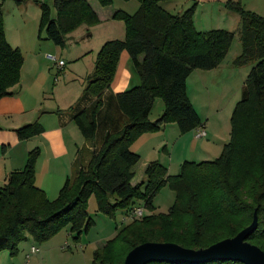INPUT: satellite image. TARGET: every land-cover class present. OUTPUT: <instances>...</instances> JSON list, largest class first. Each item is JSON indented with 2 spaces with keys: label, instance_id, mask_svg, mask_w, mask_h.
<instances>
[{
  "label": "trees",
  "instance_id": "16d2710c",
  "mask_svg": "<svg viewBox=\"0 0 264 264\" xmlns=\"http://www.w3.org/2000/svg\"><path fill=\"white\" fill-rule=\"evenodd\" d=\"M21 1V0H17ZM40 2L42 25L56 45H65L66 31L83 24L101 22L89 0H55L57 15ZM112 6L114 0H97ZM168 0H139L130 14L118 9L114 19L126 24V38L106 41L98 52L95 72L78 102L69 108L87 144L78 151L73 172L52 199L36 184L39 148L30 152L22 169L9 173L0 186V251L10 249L28 236L42 243L61 227L71 224L78 236L93 223L87 209L88 198L96 197L98 210L113 216L124 214L138 203L151 211L129 220L94 252V264H124L127 254L145 242H175L187 248H206L236 236L249 226L255 213L258 227L250 235L264 250V16L244 8L241 1H227L231 11L241 16L242 53L234 65L253 63L243 96L231 118V138L214 160L185 161L178 174L158 160L151 161L145 179L133 184V167L141 156L132 143L142 134L174 122L182 133L203 127L193 105L187 80L195 69L210 70L226 58L236 32L216 28L199 30L194 21L195 6L172 13ZM127 50L140 83L114 92L111 84L121 52ZM24 55L7 39L3 3L0 2V99L11 95L19 83ZM157 97L166 104L156 121L150 112ZM20 139L43 132L39 122L16 129ZM92 147L87 163L82 155ZM170 185L177 194L167 213H155L154 198ZM148 264H188L150 262ZM195 264H244L240 261H212Z\"/></svg>",
  "mask_w": 264,
  "mask_h": 264
},
{
  "label": "rangeland",
  "instance_id": "374dc122",
  "mask_svg": "<svg viewBox=\"0 0 264 264\" xmlns=\"http://www.w3.org/2000/svg\"><path fill=\"white\" fill-rule=\"evenodd\" d=\"M0 1L3 3L5 10V26L9 28L6 31L14 36V42L11 41L10 43L14 47L20 48L24 55L20 81L12 87V91L17 94L24 87L22 92L24 96L22 98L33 100L32 102L37 104L38 109H42V111L48 110L49 116H56L57 118V111L63 109L64 105L72 102L73 97L77 93L83 91L89 82V76L95 72L96 58L102 45L108 40L126 38L125 21L122 19H108L94 26L83 24L72 31H66L64 33L65 45L59 46L48 38L46 28L41 23L42 9L40 2L36 0ZM38 1L47 3L50 6L51 14L53 16L57 15L54 4L55 0ZM96 2L98 1L96 0ZM217 2L220 3V0H217ZM242 4L244 8L264 16V0H244ZM112 6L114 10L122 9L130 14H134L139 9L140 2L139 0H114ZM237 15L241 17L239 13ZM223 16L222 20L215 18L212 23H209V26L236 32L229 52L221 63L224 70L227 66L234 64V59L242 53L243 46L240 36L241 23L238 25L239 23L233 21V17L228 19L226 14ZM32 42L36 44V50L41 54L40 56L36 55L32 49ZM18 43H22L24 48H21ZM61 60L65 62L62 67L59 65ZM253 65V63L241 66L234 65L238 67V74L231 80V83H228L227 77L222 74L218 77L217 86L208 85L204 90L193 85L195 75H192L190 78L189 97L197 109L201 120L203 122L207 120V129L221 136H218V138L222 139L220 141L231 138V118L239 99L242 97L241 91L238 90L240 89V84H244V90L245 82ZM127 72H131L134 75L135 82L132 83L130 80L125 89L138 85L141 80L132 64L128 51L124 50L121 52L117 71L111 84L113 91L122 87V75ZM165 109L166 104L164 99L157 97L154 107L150 112V120L156 121L164 114ZM33 115L38 117V113H28L24 116L32 117ZM75 126L82 146L83 139L81 140V138H83V133L77 123ZM172 126L180 133L168 135L169 138L171 137L168 142L161 141L162 137L167 136L165 128H168L167 132H170ZM177 128L174 122H168L167 127L163 126L161 129L149 133H152V135L142 134L143 137H141L142 135L138 137L132 143L131 148L139 149L138 151L142 153L143 158L147 156L160 158L162 157L161 155H166L168 164L164 163L166 161L164 159L159 161L168 167L171 174L180 173L181 166L185 161L201 162L214 160L221 155L223 149L213 151L209 156H204L208 158H202V156L194 154L195 150L193 149L192 151L191 149L190 155L194 158L182 160L184 154L178 152L180 144L177 145L176 149L172 150L173 141L177 140L180 136L179 134H184V136L191 134L190 137L192 138V132H189L193 130L182 133ZM41 134L21 139L24 147L27 148V159L31 151L39 148L36 173L40 177L46 176L50 168L52 172L55 171L53 170V163L49 159L50 143ZM67 142L69 143L68 152L70 151L71 157H74L76 153L75 145L77 143L76 134H67ZM166 146L168 151L165 150ZM197 146V143L192 145L194 148ZM19 148L20 145L16 147V150ZM91 153L92 147L90 146L82 155L83 163L88 162ZM61 160L63 161V157L61 156L59 159H54L58 163ZM2 164L3 170L6 164L11 172L16 169V166L11 168L12 163L8 160ZM10 170L7 172V177L0 182V186L7 181ZM59 192V190H55L54 194L49 192V197L55 199L59 195ZM176 197V191L170 185L162 187L154 198V212L167 213L175 203ZM138 203L143 205L142 201ZM87 209L94 221L87 230H83L78 236L71 232L70 223L64 224L54 236L42 243H37L31 236H28L27 239L19 242L17 251L14 254L10 249L0 251V264H94V252L96 249L101 247L107 240L115 237L118 229L129 220L123 221L125 217L123 210L116 211L115 216L98 210L96 197L93 194L88 198ZM149 213L151 211L145 208V215ZM250 242L256 244L254 240ZM33 244L40 247L41 250L39 253L31 254L30 258H28L27 254L31 251Z\"/></svg>",
  "mask_w": 264,
  "mask_h": 264
},
{
  "label": "crops",
  "instance_id": "0c3cea01",
  "mask_svg": "<svg viewBox=\"0 0 264 264\" xmlns=\"http://www.w3.org/2000/svg\"><path fill=\"white\" fill-rule=\"evenodd\" d=\"M89 1L94 7V9L99 13L101 21L114 19L113 14L115 13L116 10L113 9V6L103 7L100 4H98L96 0H89ZM227 1L229 0H220V3H218L217 0H168L164 2L163 6L172 13H180L192 6H195L196 7L194 14L195 25L199 30L207 31L211 29H216L210 27L209 23H212V21L215 18H218V20H222L224 14L227 15L228 19L230 17H233L232 18L233 21L234 22L236 21L237 23H239L238 25H240L241 17L237 15L238 14L237 12L231 11L228 8ZM232 1L242 2L244 0H232ZM217 14L219 15L218 17ZM4 16H5V10H4ZM8 29L9 28L6 27V30ZM6 36L9 42L11 41L14 42L13 41L14 36L11 33H8L6 31ZM18 45L21 48H24L22 43H18ZM31 47L35 51L36 55L38 56L41 55L38 52V50H36V44L34 42H32ZM237 71H238V67H235L234 64H231V66L230 65L227 66V68H225L224 70L221 64L218 67L210 70L195 69L188 77L187 80L188 88L190 86V78L192 75H195L193 80V85L195 87L204 90L205 88H207L208 85L217 86L219 80L218 77L222 74L225 75V77H227L228 83H231V80L235 78V76H237L238 74ZM122 79H123L121 85L122 87L115 89L116 91L114 92H120L126 90L125 88L128 86L130 80L132 83L135 82L134 81L135 77L134 75L131 74V72L130 73L127 72L123 74ZM243 85L244 84H240L239 87L240 89L238 90L241 91L242 94L241 96H243V92H242ZM86 86L84 87L83 91H80L73 97L72 102H70L67 105H64L63 109H59L57 111V115H58L57 118L56 116H49L48 110L42 111V109H38L37 104L35 102H32L33 100L22 98L24 96L22 94L24 87L17 94H15L12 91L13 93L11 95H7L2 99H0V182H2V179H5L7 177V172H9L8 170H10L7 164L5 165V168L3 170L2 163H4L7 160L10 161L12 163L11 168H14L16 166L15 167L16 169L14 170L24 168L26 164L27 148L24 147L22 140L18 136L16 129L28 123L39 122L43 127V132L42 134L41 133L40 134L43 137H45V139L50 143L49 159L50 162L53 163V170L55 171L52 172L50 168L47 175L42 177H40L36 173V184L42 189H44L48 196H49V192L54 194L55 190L60 191L66 179L74 170L75 161L76 158L78 157V151L87 144L86 139L83 135V138H81V140L83 139L82 141L83 145L81 146L82 143H80L81 141H79V136L77 135L76 132L77 130L75 128L76 123L75 121H73L69 111V108L75 105L78 102V100L81 98ZM28 113H36V114L38 113V117H35L34 115L32 117L24 116L27 115ZM206 122L207 120L204 121V125H203V127L207 131L206 136L197 137V129H194L193 131L189 132V133L192 132L193 139L190 137L191 134H187V136H184V134H179L180 136L177 138V140L173 141L172 150L176 149L177 145L180 144L178 148V152L184 154L182 156V160L185 158H194L191 157L192 155H190L191 149L192 151L193 149L195 150L194 154H196L197 156L200 157L202 156V158H208L204 156H209V154L213 151L222 150L224 145L230 140V139H225L224 141H220L222 139L218 138L219 135L215 134L212 130L207 129ZM164 126L167 127V124ZM167 129L168 128H165V133H167V136L162 137L161 141L164 140L168 142L169 139L171 138V137L169 138L168 135L180 133L178 130H176L174 126H172L170 132H167ZM67 134L68 135L76 134L77 143L75 145L76 153L74 157H71L70 151L68 152L69 143L67 142ZM146 134L152 135V133L151 134L145 133L143 135ZM143 135L141 137H143ZM188 143L189 145H187ZM194 143L198 144L196 148L192 147ZM18 145H20V148L16 150V147ZM133 150L139 153L138 151L139 149H133ZM165 150L168 151L167 146ZM139 154L141 158L139 162L133 167V170L135 172V177L132 180L133 184H138L145 179V171L148 164L151 161L153 160L159 161L164 159L166 160L164 163L168 164V158L166 155H161L162 157H160L161 158L160 159L159 157H150V156L143 158L142 153ZM60 156L63 157V161L61 160L60 163L54 161V159H59Z\"/></svg>",
  "mask_w": 264,
  "mask_h": 264
},
{
  "label": "water",
  "instance_id": "95a60500",
  "mask_svg": "<svg viewBox=\"0 0 264 264\" xmlns=\"http://www.w3.org/2000/svg\"><path fill=\"white\" fill-rule=\"evenodd\" d=\"M258 227V215L236 236L223 239L206 248H187L175 242H145L133 248L124 264L150 262L207 263L212 261H240L244 264H264V250L249 241Z\"/></svg>",
  "mask_w": 264,
  "mask_h": 264
},
{
  "label": "built area",
  "instance_id": "2783aa9c",
  "mask_svg": "<svg viewBox=\"0 0 264 264\" xmlns=\"http://www.w3.org/2000/svg\"><path fill=\"white\" fill-rule=\"evenodd\" d=\"M64 64L65 62L63 60L59 62L60 67H62ZM206 135H207V131L204 127L197 128V137H204ZM144 214H145V207L143 205H136L128 212V214H125L123 221L140 218L144 216ZM40 250H41L40 247H38L37 245H33L31 247L30 253L28 254V258H30L31 254L39 253Z\"/></svg>",
  "mask_w": 264,
  "mask_h": 264
}]
</instances>
